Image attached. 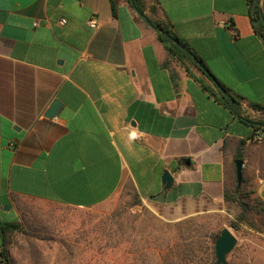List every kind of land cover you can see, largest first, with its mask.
Segmentation results:
<instances>
[{"label": "crops", "instance_id": "0c3cea01", "mask_svg": "<svg viewBox=\"0 0 264 264\" xmlns=\"http://www.w3.org/2000/svg\"><path fill=\"white\" fill-rule=\"evenodd\" d=\"M251 1L143 0L148 19L166 23L238 101L232 109L211 78L167 54L131 0L115 14L109 0H0V221L21 220L18 200L91 208L126 183L169 222L228 215L226 188L264 204V130L241 119L264 118Z\"/></svg>", "mask_w": 264, "mask_h": 264}, {"label": "trees", "instance_id": "16d2710c", "mask_svg": "<svg viewBox=\"0 0 264 264\" xmlns=\"http://www.w3.org/2000/svg\"><path fill=\"white\" fill-rule=\"evenodd\" d=\"M254 1V2H253ZM251 1V9L249 11V16L251 24L254 28V31L260 36L264 43V16L261 15L260 9L258 7L257 1ZM110 9L113 14L116 12L118 5V0H109ZM136 11L143 12L145 6L143 0H133L131 3ZM152 24L156 27L163 29V33L156 31L157 39L162 43L167 54L171 57L178 59L183 65L186 72L194 77V74L191 70L185 66L186 61L198 67L193 60L190 53L196 56L200 61L201 59L195 54L193 49L182 39H180L172 29L164 22L154 20L149 18ZM167 35L177 40L178 43L173 42ZM198 69L210 79V76L201 70ZM213 76V75H212ZM220 101L227 107L234 108L238 104V101L234 99V105L231 104L230 100L226 98L219 90ZM252 107L256 109H263L261 106L256 104H251ZM241 118V117H240ZM243 120H248L247 117H242ZM257 121L259 125H252L253 129H263L264 130V118H258ZM132 186V185H131ZM134 204L143 205L140 199L139 194L135 191L134 187ZM248 192L243 191L240 187H235L233 189L226 188L224 192V198L227 202V208H234L236 214L233 216L235 220L231 222L232 226L236 227V220L242 222H248L247 216L254 210L262 211L264 213V204L259 200H251ZM253 202L255 204H251ZM132 206V205H131ZM129 211V210H128ZM126 207L120 211L114 210L109 214H106L101 218L99 223L91 224L89 234L91 235L90 239V254L93 256H105V254H113L120 251L121 239L124 242H127L130 238L136 240L138 237L137 228L134 225L135 219L133 221H125L126 215L129 217L132 215V212H128ZM156 219V215L151 213ZM21 220L11 221V222H1L0 221V236L2 238V246L0 249V255L4 258L7 257L8 264H19L14 259L9 257V245H17L18 247L23 248L26 246V249L23 252V255L27 254L30 259L31 264H38V262L44 257H48L51 261L49 264H74L75 256L79 251L78 242L72 239L68 234L63 236L59 232V229H53L49 224L46 226H37V222H43L40 217L33 216L27 217L26 214L21 213ZM43 224V223H40ZM130 224V226H129ZM156 229L150 228L148 233L144 234V244L151 246L152 242L149 240V233H154ZM142 231V229H141ZM220 232L219 230L213 232H206L204 237L209 236L211 239V245L204 243L205 238H200V236H194L190 234L189 236H184L183 241H174L170 244L167 242L164 248L155 249V253L151 257V262L154 264H214V250L213 243L215 237ZM17 234L22 237L18 241L14 242L12 235ZM88 235V234H87ZM88 237V236H87ZM147 239V240H146ZM124 242V243H125ZM89 247H86V249ZM87 259L89 261L92 259ZM24 258V257H23ZM43 260V259H42ZM42 264H46L41 262ZM85 264V261H84Z\"/></svg>", "mask_w": 264, "mask_h": 264}, {"label": "rangeland", "instance_id": "374dc122", "mask_svg": "<svg viewBox=\"0 0 264 264\" xmlns=\"http://www.w3.org/2000/svg\"><path fill=\"white\" fill-rule=\"evenodd\" d=\"M17 203L18 207L16 205V209L20 217L22 216L21 213L26 214L27 217L37 216L43 221H38L37 226L49 224L54 230L59 229L58 233L63 236L71 234L70 237L77 241L79 246L74 264H84V261L85 264H154L150 261L152 255L156 252L154 248L156 250L160 247L164 248L167 242H170V244L174 241L181 242L185 239L184 236L190 234L200 236L202 239L205 238L204 243L210 246L211 239L209 236L204 237L205 233L221 230L222 227H228L237 238V245L227 256L229 264H264V213L262 211H252L247 216L248 222L236 220V227L231 224L235 220L233 216L236 214V210L234 208H227L228 215L209 213L169 222L159 217L156 219L151 214L153 212L143 203V205H133L134 193L129 183L123 185L106 202L91 208H78L59 203L30 200H18ZM124 207L127 211L132 212V215L129 217L126 215L124 220L133 221L135 219L137 239L133 241V239L124 237L128 240L127 242L125 240V243L122 239L120 240V251L113 254L107 253L105 256L92 257L90 254V239L94 237H91L88 233L90 225L99 223L106 214L114 210L120 211ZM229 215L232 217H229ZM5 219L11 220L13 218L8 216ZM152 227L156 230L154 233H149V240L152 245L148 246L144 244V234L148 233V230ZM12 238L14 242L22 239L17 234H13ZM156 244L159 246L158 248ZM86 247H89V249H86ZM8 248V255L11 259H15L19 264H31L27 254L23 255L26 246L21 248L15 244L9 245ZM91 257V260L86 261ZM42 259L38 264H42L41 262L49 264L51 261L48 257Z\"/></svg>", "mask_w": 264, "mask_h": 264}, {"label": "water", "instance_id": "95a60500", "mask_svg": "<svg viewBox=\"0 0 264 264\" xmlns=\"http://www.w3.org/2000/svg\"><path fill=\"white\" fill-rule=\"evenodd\" d=\"M131 3H133V0H131ZM136 10V9H135ZM140 16H142L148 25H150L152 28H154L156 31L163 33V29L160 27H156L152 24V22L148 19V17L141 11H137ZM173 42L178 43L177 40L173 39L169 35H167ZM193 60L197 64V66L203 70L205 73H207L210 78L212 79L213 83L216 85L218 90L230 100V102H234L233 97L230 95V93L227 91V89L210 73V71L206 68V66L194 55H192ZM52 113H54V107H52ZM248 123L253 125H259L260 123L256 120H247ZM243 161L242 159H236L235 165H236V178L238 184L241 181V167H242ZM163 184L165 188L170 187L173 178L171 174L165 170L162 175ZM237 245V238L235 235L231 232V230L228 227H222L218 235L216 236L214 243H213V250H214V264H229L227 261L228 254L234 249V247Z\"/></svg>", "mask_w": 264, "mask_h": 264}, {"label": "built area", "instance_id": "2783aa9c", "mask_svg": "<svg viewBox=\"0 0 264 264\" xmlns=\"http://www.w3.org/2000/svg\"><path fill=\"white\" fill-rule=\"evenodd\" d=\"M66 20L64 18H62L60 20L61 23H64ZM87 24L91 27V28H96L97 27V21L96 19L92 16L87 20ZM258 131H256L257 133ZM257 139H260L259 136H257Z\"/></svg>", "mask_w": 264, "mask_h": 264}]
</instances>
